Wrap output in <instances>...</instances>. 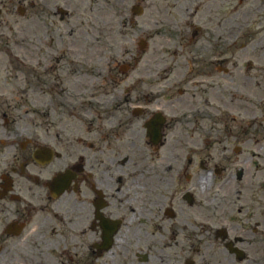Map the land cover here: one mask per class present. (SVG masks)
I'll use <instances>...</instances> for the list:
<instances>
[{
    "label": "flooded vegetation",
    "instance_id": "obj_1",
    "mask_svg": "<svg viewBox=\"0 0 264 264\" xmlns=\"http://www.w3.org/2000/svg\"><path fill=\"white\" fill-rule=\"evenodd\" d=\"M257 12L0 0V264H264Z\"/></svg>",
    "mask_w": 264,
    "mask_h": 264
},
{
    "label": "rangeland",
    "instance_id": "obj_2",
    "mask_svg": "<svg viewBox=\"0 0 264 264\" xmlns=\"http://www.w3.org/2000/svg\"><path fill=\"white\" fill-rule=\"evenodd\" d=\"M243 5V6H242ZM241 5V0H228V14L231 13L236 15V19L234 20V17H232L231 22V29L234 30L237 33V36H234L233 39L239 38L237 48H234V51H240L241 42H243L242 38L240 37L239 32L242 30L243 26V20H242V14L246 13L250 8L257 9V16L251 17V20L256 21V26H251L252 29H256V32L258 33L257 39H259L262 43V51H263V57L261 58L259 63L254 62L252 59L251 61L254 62L255 68L259 71L262 70V73L264 75V0H246L244 4ZM260 11V13H259ZM255 17V18H254ZM11 47L12 50H17L16 43L12 44ZM240 56L235 57L232 59V62H237L238 65L236 68L233 66L230 67V70L232 71V77L235 79V81L232 83V87L228 90V102H244V95L246 96H258L259 94L264 96V89L261 91H257L256 89L252 90H244L242 88V76L248 72L247 70V62L250 60L249 58H244L243 54L239 53ZM253 73L256 72V70L252 71ZM9 77V101L10 102H16V74L13 75H7ZM233 79V80H234Z\"/></svg>",
    "mask_w": 264,
    "mask_h": 264
}]
</instances>
